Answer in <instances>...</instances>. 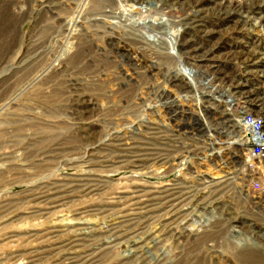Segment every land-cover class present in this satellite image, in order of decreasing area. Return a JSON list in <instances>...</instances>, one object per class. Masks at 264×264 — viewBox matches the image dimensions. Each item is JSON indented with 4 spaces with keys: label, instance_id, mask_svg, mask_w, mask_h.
Listing matches in <instances>:
<instances>
[{
    "label": "rangeland",
    "instance_id": "rangeland-1",
    "mask_svg": "<svg viewBox=\"0 0 264 264\" xmlns=\"http://www.w3.org/2000/svg\"><path fill=\"white\" fill-rule=\"evenodd\" d=\"M261 16L264 0H0V264H264L263 241L221 225L170 243L152 150L181 57L264 115Z\"/></svg>",
    "mask_w": 264,
    "mask_h": 264
},
{
    "label": "built area",
    "instance_id": "built-area-1",
    "mask_svg": "<svg viewBox=\"0 0 264 264\" xmlns=\"http://www.w3.org/2000/svg\"><path fill=\"white\" fill-rule=\"evenodd\" d=\"M196 62L182 57L174 62L168 98L154 106L153 189L160 206L154 212L171 229V244L193 243L194 237L227 219L232 227H216L233 242L244 229L264 232V224L257 223L264 221V181H252L258 188L251 190L243 184L264 160V115L254 111L250 94L225 89ZM240 180L238 196L251 204L245 208L247 218L233 210L235 196L229 197ZM167 199L175 200L182 210L173 207L164 214L170 204ZM173 247L172 256L185 248Z\"/></svg>",
    "mask_w": 264,
    "mask_h": 264
},
{
    "label": "bare ground",
    "instance_id": "bare-ground-1",
    "mask_svg": "<svg viewBox=\"0 0 264 264\" xmlns=\"http://www.w3.org/2000/svg\"><path fill=\"white\" fill-rule=\"evenodd\" d=\"M135 1V0H134ZM137 1H139V0H137ZM198 1V0H197ZM196 5V4H195ZM223 5V4H222ZM221 5V6H222ZM219 6H220V4H219ZM235 6V5H234ZM233 6V9L231 10V11H226V12H232V14H233V12H237V11H235L236 10V7H234ZM232 8V7H231ZM221 9V8H220ZM197 11V10H196ZM201 10L199 9V12H200ZM218 11H219V9H218ZM224 12V11H223ZM225 12V13H226ZM255 12V11H254ZM230 13H226V14H230ZM249 13V12H248ZM247 13V14H248ZM222 14V13H221ZM225 15V14H224ZM246 15V14H245ZM226 16V15H225ZM249 17V16H248ZM262 17V16H261ZM264 17V16H263ZM262 17V18H263ZM240 17H238V19H239ZM244 18V17H243ZM243 18H241V20L243 19ZM250 20V19H249ZM245 21H246V19H245ZM247 22V21H246ZM196 23V22H195ZM195 26V25H194ZM200 29V28H199ZM189 30V29H188ZM175 43H173V45H174ZM171 45V44H170ZM173 48V47H172ZM171 54V53H170ZM251 70V69H250ZM199 71V70H198ZM211 71V70H210ZM209 75V74H208ZM212 77V76H211ZM251 177V176H250ZM154 197H156V199L157 198H159V196L157 195V191L156 190H154ZM167 201L168 202H170V204H169V206H168V209H166L165 211H170L173 207H176L174 210H182V208L181 207H178V204H177V202H175V200H169V199H167ZM157 202H155V204H156ZM161 204V206L162 205H164L163 204V202H161L160 203ZM158 206H159V204H158ZM185 207H186V205H184ZM159 208H160V206H159ZM173 210V211H174ZM173 211L171 212V214L173 213ZM187 215H191V212H189L188 211V213H186ZM223 226L224 225H226V226H230V227H232V225H233V223H232V221H230L229 219H227L225 222H222L221 223ZM221 224H219V223H215L214 225H221ZM245 224H247V223H245ZM221 225V226H222ZM260 228L259 229H261L262 227L261 226H259ZM216 229V228H215ZM225 229V228H224ZM239 234V236H237V237H234V241H233V243H241V242H248V244H251V245H249V246H253L254 247V245L255 244H258V242H264V232H261V230H259L258 232L255 230V229H253V231H245V229L244 230H242L240 233H238ZM164 236V235H163ZM217 236L219 237L218 238V240L220 241V237H222L223 236V234H217ZM241 236H242V238H241ZM228 240V239H227ZM211 242V241H210ZM243 243V244H244ZM158 245V244H157ZM241 245V244H240ZM239 248V247H238ZM262 249V248H261ZM157 257V256H156ZM160 257V256H159ZM160 260V259H159ZM246 261H247V263L246 264H256V262H255V259H253V258H249V259H246Z\"/></svg>",
    "mask_w": 264,
    "mask_h": 264
}]
</instances>
